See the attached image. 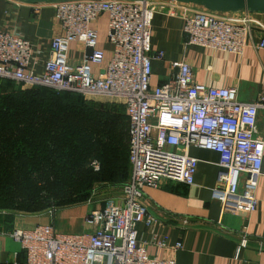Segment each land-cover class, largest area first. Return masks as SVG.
<instances>
[{"label": "built area", "instance_id": "1", "mask_svg": "<svg viewBox=\"0 0 264 264\" xmlns=\"http://www.w3.org/2000/svg\"><path fill=\"white\" fill-rule=\"evenodd\" d=\"M52 6L61 34L51 42L44 70L39 74L32 67L34 50L28 40L0 30V79L123 105L130 123L132 174L123 197L89 211L85 232L62 233L54 223L0 232V238L13 239L25 255L23 262L15 253L13 261L2 264H178L152 257L148 244L139 240V226L153 232L159 223L143 202L146 188L167 181L196 186L199 160L191 155L193 148L219 156L217 184L211 191L223 212L253 215L264 177V136L258 129L264 94L243 102L236 87L199 84L186 62L173 64L178 70L174 78L153 85V62L164 53L152 51V31L158 14L180 18L188 45L241 55L252 32L264 30L258 13L215 12L198 4L159 0H70ZM102 15H108L107 39L113 51L95 76L92 68L103 63L104 52L98 49L92 24ZM75 42L90 51L76 66L69 62ZM256 47L264 48V43ZM94 168L100 169L97 162ZM55 213L49 210L50 216ZM166 244V239L158 241L159 247Z\"/></svg>", "mask_w": 264, "mask_h": 264}, {"label": "crops", "instance_id": "2", "mask_svg": "<svg viewBox=\"0 0 264 264\" xmlns=\"http://www.w3.org/2000/svg\"><path fill=\"white\" fill-rule=\"evenodd\" d=\"M258 18L264 25V14H258ZM92 28L98 34V49L104 52L103 63L92 68L93 74L99 76L112 58L113 46L107 39L108 15L100 16ZM0 30L17 34L32 44V67L40 74L49 59L53 38L61 34V25L51 3L0 0ZM261 42L264 43V30L255 29L241 55L191 46L184 33L183 20L158 14L153 22L152 51L163 52L164 56L153 62L152 84L162 85L174 78L178 70L173 64L186 62L193 68L195 82L215 88L236 87L243 102H253L264 94V48L256 47ZM87 52L90 51L81 43L71 44L70 64H80ZM258 129L264 136V109L260 110ZM191 155L199 160L196 186L167 181L159 188L145 189L143 202L149 214L156 217L159 223L153 232L140 225L139 240L148 244L152 257L174 259L178 264H264V177L259 183V204L253 215L247 218L224 213L211 191L217 184L218 154L193 148ZM79 209L68 212L70 217L81 222L77 229L82 233L87 228ZM1 215L7 229L56 223V218L52 219L49 211ZM163 239L167 244L162 248L158 246V241ZM178 244L181 248L176 250ZM0 246L5 248V251H0V264L13 261L15 253L19 261L25 260L17 245L0 238ZM8 247L14 251L7 252Z\"/></svg>", "mask_w": 264, "mask_h": 264}, {"label": "trees", "instance_id": "3", "mask_svg": "<svg viewBox=\"0 0 264 264\" xmlns=\"http://www.w3.org/2000/svg\"><path fill=\"white\" fill-rule=\"evenodd\" d=\"M15 84L0 80V214L70 209L121 192L132 174L125 107Z\"/></svg>", "mask_w": 264, "mask_h": 264}, {"label": "rangeland", "instance_id": "4", "mask_svg": "<svg viewBox=\"0 0 264 264\" xmlns=\"http://www.w3.org/2000/svg\"><path fill=\"white\" fill-rule=\"evenodd\" d=\"M15 85L17 87H20V88H23V89H29V87H25L23 84L16 83ZM114 197L115 198L116 197L117 198L123 197L122 191H121V193L120 192L119 193H115L112 196V198H114ZM105 202H92L91 200H88L86 203L82 204L79 207L70 208V209L57 210L55 216L54 217L51 216V218L52 219H55L56 218L55 227H56V229L59 232H62V233H79V230L77 229V227H78L80 221H77L75 218L70 217V213L68 211H70L72 209H78V208H80L79 209L80 210L79 212H80V214L82 216V219L84 220L85 216L89 213V211L92 208H98V207L100 208L101 206H103L105 204ZM3 218H4V216L1 215L0 216V232L5 231L6 233H10L12 231V229H7L4 226ZM1 238L3 240L9 241L12 244L17 245L18 248H20V245L18 243H16L10 237H1ZM6 249H7V252H9V253H10V251H12V252L14 251L11 247H8ZM0 251H5V248H3L2 246H0Z\"/></svg>", "mask_w": 264, "mask_h": 264}, {"label": "water", "instance_id": "5", "mask_svg": "<svg viewBox=\"0 0 264 264\" xmlns=\"http://www.w3.org/2000/svg\"><path fill=\"white\" fill-rule=\"evenodd\" d=\"M30 3H56L70 0H24ZM113 1H144V0H113ZM173 1L179 3H193L204 6L215 12H239L249 11L252 13L264 14V0H159Z\"/></svg>", "mask_w": 264, "mask_h": 264}]
</instances>
